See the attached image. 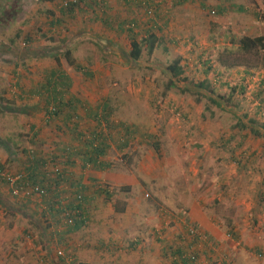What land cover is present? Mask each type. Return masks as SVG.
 Instances as JSON below:
<instances>
[{"label":"rangeland","instance_id":"obj_1","mask_svg":"<svg viewBox=\"0 0 264 264\" xmlns=\"http://www.w3.org/2000/svg\"><path fill=\"white\" fill-rule=\"evenodd\" d=\"M71 1L0 0V165L19 172L38 130L36 149L60 140L45 124L46 92L32 93L58 69L53 55L73 81L70 116L104 115L107 104L136 139L119 151L125 133L113 131L110 169L85 174L92 195L94 178L112 197L97 194L91 222L62 241L64 227L45 226L0 177V264H173L187 218L207 236L194 264H264V50L240 47L264 36V0H170L152 16L139 0ZM151 20L163 45L131 61L127 29ZM67 48L92 77L69 65ZM177 59L184 75L173 79ZM241 119L261 136L240 131ZM110 240L117 250L103 249Z\"/></svg>","mask_w":264,"mask_h":264},{"label":"trees","instance_id":"obj_2","mask_svg":"<svg viewBox=\"0 0 264 264\" xmlns=\"http://www.w3.org/2000/svg\"><path fill=\"white\" fill-rule=\"evenodd\" d=\"M75 1L72 0L67 3L66 8L75 9L78 6V2ZM128 1L132 2V0ZM156 1L157 3L155 4L152 0H139V8L143 9L146 15H148L149 11L154 15L157 6L167 3L164 0ZM151 21V25L145 31L136 29L133 21L132 25L127 29L130 34L129 38L132 48L129 54L131 61L138 62L143 55L145 47L150 55H154L158 47L163 45L164 38L158 34L163 31L161 24L157 20ZM119 29L124 31L123 27ZM240 47L245 52L264 50V36L255 38L247 36L241 40ZM64 56L70 66L79 72L82 71L84 75L92 77V73L86 71L84 65L78 64L72 58V52L69 48L66 49ZM53 57L57 62L58 69L56 71L52 70V73L48 74L45 84L42 83L32 93L41 95L42 91L46 92L45 124L51 130L56 127L55 133L60 137V140L55 142L53 149H36L37 141L39 143L40 138L44 137L42 131L38 130L34 136L36 142H34L35 138L33 139V137L29 139L34 148H22L20 150L21 153L28 154L27 157H24L25 160L21 162L22 168L17 173H8L20 176L16 186L20 191L19 195L23 197L24 207H33L35 208L34 211L39 208L45 220V226L49 228L56 226V229L57 227H64L63 232H58L62 241V238L79 232L87 223L91 222V206L92 202L96 200L97 194L106 197L108 200L112 197L113 190L110 188L109 183H102V181H97L94 178L88 181V183L91 182L94 189L93 192L97 193L92 195L90 187L86 184L85 174L87 171L103 172L110 169V164L105 161V157L112 147V142L115 144V140L112 137L113 131L117 130L119 134L125 133L124 138L122 137L121 142L118 143L119 151L128 148L132 141L136 139V131H132L123 122L119 124L116 120L114 121L113 116L109 114L110 107L107 104L104 106V110L108 112H105L104 115H101L100 110H97L92 113V116H70V112L75 111L77 108L74 104L76 100L65 101L64 93L72 89L73 81L71 76L61 69V59L55 55ZM180 62L181 60L177 59L167 68L173 79H180L184 75ZM175 86L176 82L171 80L169 87L173 88ZM206 86L202 83L199 88ZM209 89L213 93V90L208 86ZM212 102L220 105L215 99H212ZM69 106H71V110L66 111V107ZM84 122L85 126H83ZM253 122L254 120L244 122L241 119L238 120L237 127L240 131H249L255 137H260L261 134L253 127ZM86 123H89L87 127ZM45 139L48 140L49 138L45 137ZM42 142L45 143V140ZM155 147L157 150L158 146L156 144ZM0 170L6 171L1 165ZM5 184L8 186L10 195L14 198L13 200H20V196L13 194L9 183L5 182ZM65 213L71 215L72 224L69 222V218L63 216ZM41 219L42 217L38 218V221ZM182 227L183 232L177 235L178 239L174 242L179 246L175 249L173 247V254L178 257L173 264H194L200 258L198 257L200 247H202L204 240L207 241V236L201 234L199 229L188 218ZM230 232L233 233L232 231ZM110 243L111 240L108 244H103V249L109 250L111 248ZM133 245L131 244V247H134ZM169 248L171 249V247ZM114 249L117 250L116 247L111 248L112 251ZM190 249H194V251L190 253L191 255H188V250Z\"/></svg>","mask_w":264,"mask_h":264},{"label":"built area","instance_id":"obj_3","mask_svg":"<svg viewBox=\"0 0 264 264\" xmlns=\"http://www.w3.org/2000/svg\"><path fill=\"white\" fill-rule=\"evenodd\" d=\"M164 1H170V0H164ZM152 2H155V4L157 3L156 0H152ZM212 13L215 14V11H213ZM152 15H153L152 12L149 11L148 16H152ZM0 177L5 182H8L9 183L10 188H11V190H13V194L15 196H20L19 195L20 194V191H19V189L16 186L17 183H18V181H19V179H20V176L19 175H12V174H10V173H8L6 171L0 170ZM63 216L66 217V218H69V222L71 224L73 223V219H72V217H71V215L69 213H65ZM60 255H62L61 252H60Z\"/></svg>","mask_w":264,"mask_h":264},{"label":"clouds","instance_id":"obj_4","mask_svg":"<svg viewBox=\"0 0 264 264\" xmlns=\"http://www.w3.org/2000/svg\"><path fill=\"white\" fill-rule=\"evenodd\" d=\"M75 2H76V1H75ZM167 2H169V1H167ZM66 5H67V3L65 4V6H66ZM213 11H215V10H213ZM213 11H212V12H213ZM212 14H213V13H212ZM215 14H216V11H215ZM62 163H64V162H62ZM62 163H60V164H62ZM60 252H61V251H60ZM60 252H59V253H60ZM61 253H62V252H61Z\"/></svg>","mask_w":264,"mask_h":264},{"label":"crops","instance_id":"obj_5","mask_svg":"<svg viewBox=\"0 0 264 264\" xmlns=\"http://www.w3.org/2000/svg\"><path fill=\"white\" fill-rule=\"evenodd\" d=\"M111 178V177H110ZM105 179H108V180H111L112 181V178L109 179V176H106ZM106 181V180H105Z\"/></svg>","mask_w":264,"mask_h":264}]
</instances>
